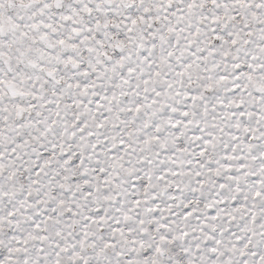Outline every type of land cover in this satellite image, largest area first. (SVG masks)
<instances>
[{
  "label": "snow or ice",
  "instance_id": "snow-or-ice-1",
  "mask_svg": "<svg viewBox=\"0 0 264 264\" xmlns=\"http://www.w3.org/2000/svg\"><path fill=\"white\" fill-rule=\"evenodd\" d=\"M0 264H264V0H0Z\"/></svg>",
  "mask_w": 264,
  "mask_h": 264
}]
</instances>
